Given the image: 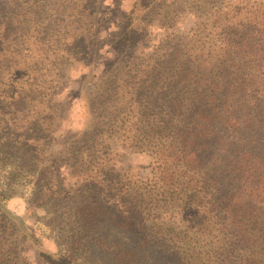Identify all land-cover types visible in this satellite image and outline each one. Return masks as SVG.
<instances>
[{
    "label": "trees",
    "instance_id": "16d2710c",
    "mask_svg": "<svg viewBox=\"0 0 264 264\" xmlns=\"http://www.w3.org/2000/svg\"><path fill=\"white\" fill-rule=\"evenodd\" d=\"M106 3L27 0L22 21L0 1V139L24 155L33 200L74 216L65 254L45 264H264V0H135L101 37ZM183 16L189 33L146 52L150 31ZM22 37L35 48L21 62L5 49ZM103 47L100 74L83 76L87 124L55 152L60 122L44 99ZM125 150L145 153L149 173L118 167Z\"/></svg>",
    "mask_w": 264,
    "mask_h": 264
},
{
    "label": "rangeland",
    "instance_id": "374dc122",
    "mask_svg": "<svg viewBox=\"0 0 264 264\" xmlns=\"http://www.w3.org/2000/svg\"><path fill=\"white\" fill-rule=\"evenodd\" d=\"M3 1H7L8 4L20 5L24 10L23 13H25L24 20L23 15H21L22 21L28 19L26 17L29 10L27 0ZM134 4L135 0H107L106 11L103 12V15L97 17V22L100 25H95L94 34L106 37L108 28L115 30V24L116 26L119 25L120 14L131 12ZM96 7L99 8L98 5ZM97 11L99 12L100 8ZM130 23L132 24V22ZM139 24L137 21L134 26H139ZM193 26V20L183 16L172 31L167 32V34L159 30L150 31L152 42L146 44V52L150 51L151 46H158L159 42L166 36L186 35L192 30ZM10 35L15 36L16 32L11 31ZM27 37L29 36L26 35L24 38ZM24 38L22 37L19 45H6L5 49L7 52L18 54L21 62L25 57L24 55H26L27 47L35 48L33 45V42L35 44L34 40L27 41ZM103 48L100 50V57L98 56V50H95L96 56L93 57V54L90 53L88 57L84 58L87 62L86 65L71 66L69 73L71 79H68L66 84L56 89V92L47 100L44 99L45 108L52 107L51 113L60 122L51 144V148L55 152L62 149L67 136L77 133L87 124V114L84 106L87 104V100H91L93 97L87 98L88 93H85L87 79H83V76L89 75L92 71H94V78L100 74V67L104 62H107L109 56L107 52L110 50L108 47ZM138 49H141L140 45H138ZM24 62H26V58H24ZM11 66L13 65L11 64ZM18 67L25 68V64L20 63ZM85 96L87 99H85ZM52 97H54L53 101L50 100ZM42 106L40 104L37 112H40V108H44ZM5 112L7 111L5 110ZM15 115L23 121L27 120L25 115L21 116L19 113ZM7 142V140L0 139V261L4 257L8 260L12 259L17 264H45L44 254L53 256H63L65 254L68 248L63 247L62 244H65L71 236L69 223L73 221L74 216L67 205H41V202L33 200L35 199V180L31 176L32 173L29 172L27 162L23 160L24 155L21 152L12 153L10 148L6 147ZM150 162V158L145 153H138L136 150H125L123 154L116 158L118 167H140L144 174L149 173ZM36 206L40 207L37 208ZM3 209L22 219V223L16 222L15 227L17 230L8 223ZM26 231L33 236V241H27L23 238ZM58 243L61 245L60 247L57 245ZM77 264L82 263L78 262Z\"/></svg>",
    "mask_w": 264,
    "mask_h": 264
}]
</instances>
